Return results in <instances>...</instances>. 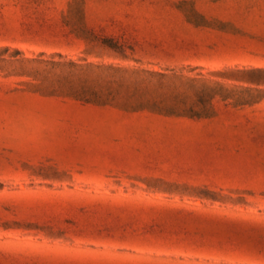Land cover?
Segmentation results:
<instances>
[{
	"label": "rangeland",
	"instance_id": "obj_1",
	"mask_svg": "<svg viewBox=\"0 0 264 264\" xmlns=\"http://www.w3.org/2000/svg\"><path fill=\"white\" fill-rule=\"evenodd\" d=\"M0 264H264V0H0Z\"/></svg>",
	"mask_w": 264,
	"mask_h": 264
}]
</instances>
